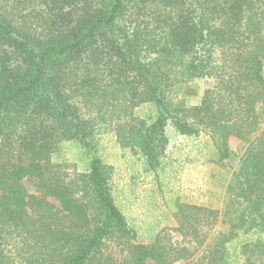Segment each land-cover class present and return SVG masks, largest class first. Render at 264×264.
<instances>
[{
  "label": "trees",
  "instance_id": "16d2710c",
  "mask_svg": "<svg viewBox=\"0 0 264 264\" xmlns=\"http://www.w3.org/2000/svg\"><path fill=\"white\" fill-rule=\"evenodd\" d=\"M197 78L213 83L189 105L195 91L179 92ZM149 103L157 117H137ZM263 106L264 0H0V264H264ZM169 124L207 133L219 164L232 138L245 146L223 209L176 201L174 230L193 247L166 228L137 240L111 164L53 161L113 128L157 173Z\"/></svg>",
  "mask_w": 264,
  "mask_h": 264
},
{
  "label": "rangeland",
  "instance_id": "374dc122",
  "mask_svg": "<svg viewBox=\"0 0 264 264\" xmlns=\"http://www.w3.org/2000/svg\"><path fill=\"white\" fill-rule=\"evenodd\" d=\"M212 83L209 79H193L183 86L179 96L182 91L193 90L195 94L186 96V101L189 105L196 104ZM261 111L264 112V106ZM157 115L158 108L154 103L136 109V116L142 119L152 120ZM167 128L171 142L165 152L164 158L168 157L163 163L165 172L145 173L146 159L130 149L121 148L113 128L89 138L86 146L77 140L63 142L53 155V161L66 164L68 173L88 171L95 157L111 164L114 167L112 184L116 204L137 233V240L152 243L166 228L175 241L193 247L190 237L184 238L174 230L179 227L174 216L176 201L223 209L226 188L240 168L245 146L240 140L232 139L230 158L219 164L218 153L207 133L181 142L173 137V125L169 124ZM23 183L29 195L38 194L34 182L24 180ZM49 200L59 207L58 201ZM223 229L216 226L202 228V232L207 234L209 242ZM146 264L155 263L149 260Z\"/></svg>",
  "mask_w": 264,
  "mask_h": 264
},
{
  "label": "crops",
  "instance_id": "0c3cea01",
  "mask_svg": "<svg viewBox=\"0 0 264 264\" xmlns=\"http://www.w3.org/2000/svg\"><path fill=\"white\" fill-rule=\"evenodd\" d=\"M172 134H173V137H175V139H177V140H179V141H181V142H182V141H186V140H188L189 138H191L190 136L180 135L174 127H173ZM167 137H168V139H169V144H170L171 139H170V135L168 134V128H167ZM232 139H234V138H232ZM232 139H231V141H232ZM167 158H168V157H166V158L163 159V161H162V165H161V168H160V170H159L157 173H159L161 170H162V172H165L166 168L163 166V163L167 160ZM145 161H146V160H145ZM146 163H147V162H146ZM145 173H147V174H148V173L156 174V173H154L153 171L149 170L148 165H146ZM148 261H149V260H148Z\"/></svg>",
  "mask_w": 264,
  "mask_h": 264
}]
</instances>
